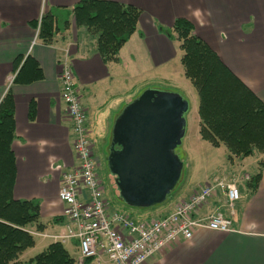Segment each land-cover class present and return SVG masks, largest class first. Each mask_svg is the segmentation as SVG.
I'll return each instance as SVG.
<instances>
[{"label": "crops", "instance_id": "crops-1", "mask_svg": "<svg viewBox=\"0 0 264 264\" xmlns=\"http://www.w3.org/2000/svg\"><path fill=\"white\" fill-rule=\"evenodd\" d=\"M109 1L133 5L141 10V15L136 31L120 49L118 59L105 61L97 51L95 36L75 26L72 10L79 0H0V103L9 93L15 121L11 143L15 157L13 197L36 199L44 225L41 230L35 224L29 226L35 245L20 255L24 263L50 243L60 241L55 236L63 234L66 228L59 190L62 173L72 169L77 160L72 123L61 94L63 60H69L73 66L99 166L103 165L99 157L103 153L101 159L105 158L109 167L108 182L118 189L114 190L116 202L106 196V187L105 197L113 208L136 219L142 218L136 215L150 214L151 208L167 197L149 204L123 197L109 162L111 153L119 149L117 127L124 111L148 86L169 90L187 102L183 113L184 135L174 152L181 161L186 158L189 168L199 150L209 153L207 161L215 157L214 152L223 150L225 161L219 165L222 169L252 168L253 173L259 170V161L264 156L255 151L247 157L230 159L229 148L222 140L215 146L203 138V125L211 132L212 128L204 124L200 115L198 91L185 75L180 42L172 32L177 18L191 21L195 34L264 104V0ZM47 9H62L71 21L70 28L58 32L52 44L42 43L36 35L38 25H33ZM27 58L35 65L24 68L16 80ZM36 66L42 77L29 81L36 74ZM244 172L249 175L247 170ZM101 180L105 186V180ZM178 183L179 179L173 189ZM198 186L189 188L180 198H187ZM172 210H161L160 214ZM215 212L229 215L223 195L211 198L200 215ZM232 218L233 230L196 229L190 240L174 242L145 264H264V170L255 192L250 193L246 184L242 185L237 214ZM62 243L75 259L74 264H99L80 260L76 240Z\"/></svg>", "mask_w": 264, "mask_h": 264}, {"label": "trees", "instance_id": "trees-1", "mask_svg": "<svg viewBox=\"0 0 264 264\" xmlns=\"http://www.w3.org/2000/svg\"><path fill=\"white\" fill-rule=\"evenodd\" d=\"M74 23L95 36L98 53L105 61L117 60L120 49L136 31L141 10L130 4L109 0H79L73 10ZM36 27L38 21L34 22ZM71 21L62 9H47L40 20L38 39L52 44L60 31L70 28ZM174 37L183 52L181 62L185 75L198 91L199 111L204 124L202 136L213 145L222 140L229 148L228 157H247L255 151L264 154V104L221 61L217 53L194 32L186 18H177L172 26ZM35 65L27 58L19 71ZM29 81L42 77L40 68ZM15 136L14 106L8 93L0 103V264H74L61 241L50 243L46 249L22 262L19 257L35 245L29 226L43 229L40 204L36 199L13 197L15 157L11 143ZM264 170V156L259 170L249 176L246 186L250 193L258 188ZM91 261L92 259H87Z\"/></svg>", "mask_w": 264, "mask_h": 264}, {"label": "built area", "instance_id": "built-area-1", "mask_svg": "<svg viewBox=\"0 0 264 264\" xmlns=\"http://www.w3.org/2000/svg\"><path fill=\"white\" fill-rule=\"evenodd\" d=\"M61 64V94L72 123L77 164L62 173L59 198L64 204L66 228L63 234L55 236L58 240H76L81 261L92 259L99 264H145L174 242L190 240L196 229L233 230L232 216L237 214V203L242 197L234 179L206 181L187 198H180L171 212L148 219H136L126 211L113 208L104 194L98 172L99 159L89 135L87 115L73 66L69 60H63ZM246 178L249 176L246 175ZM219 195L226 198L229 215L215 212L201 216L203 206Z\"/></svg>", "mask_w": 264, "mask_h": 264}, {"label": "water", "instance_id": "water-1", "mask_svg": "<svg viewBox=\"0 0 264 264\" xmlns=\"http://www.w3.org/2000/svg\"><path fill=\"white\" fill-rule=\"evenodd\" d=\"M186 110L175 93L140 96L128 105L109 162L123 197L149 204L171 192L181 174L174 149L184 135Z\"/></svg>", "mask_w": 264, "mask_h": 264}, {"label": "rangeland", "instance_id": "rangeland-1", "mask_svg": "<svg viewBox=\"0 0 264 264\" xmlns=\"http://www.w3.org/2000/svg\"><path fill=\"white\" fill-rule=\"evenodd\" d=\"M168 91L169 90L157 89V88L148 86L141 91L142 93L140 92L139 94H141V96H147V95H154V94L171 93ZM178 151H179V148H178ZM199 151L200 152H198L194 156V163H193L192 168H189V165L186 166L185 157L184 159H182L181 174L179 178L180 183H178L177 187L174 188L175 190L173 189V191L167 195V198L162 203L151 208L150 214L144 217L140 214L136 216L142 217L141 219H148L154 216L161 215L160 214L162 213L161 210H163V212H165L166 210L168 211L172 210L171 207L174 205V203H176L175 202L176 199L180 198L181 195L184 192H186L189 188L198 186L199 184H201L202 182H205L206 180L208 181L214 180L215 178L225 177L226 180H232V179L236 180L240 188V191L242 193V185L247 184V181H248L246 178V173L244 171L247 170V172H249V176L252 177L254 169L252 168H246L244 170H241L240 168L222 169L221 166L219 165H222L223 162L225 161V154L223 153V150L222 151L217 150L216 152H214L215 157L208 159V161L206 160V157L209 155V153L201 151V150ZM102 155L103 153H101L99 157H100L101 162H103L102 163L103 165L101 167L99 166L98 172H99L100 177L104 179L106 182V185L104 186V188L106 187V193H105L106 196L109 197L110 199H113L116 202L117 195L115 194L114 190L118 191V189L117 187H112V185H110V183L108 182L107 172H108L109 167L106 166L107 164L105 162V158L101 159ZM131 210H134V209H131ZM37 252H40V251H37Z\"/></svg>", "mask_w": 264, "mask_h": 264}]
</instances>
